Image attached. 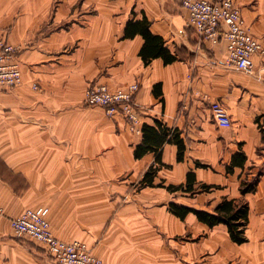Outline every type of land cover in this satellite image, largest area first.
Here are the masks:
<instances>
[{
    "label": "crops",
    "instance_id": "crops-1",
    "mask_svg": "<svg viewBox=\"0 0 264 264\" xmlns=\"http://www.w3.org/2000/svg\"><path fill=\"white\" fill-rule=\"evenodd\" d=\"M237 4L264 46V0ZM144 16L177 60L146 63L144 37H125L127 23ZM1 37L17 47L23 81L0 90V264H58L11 225L41 205L50 208L55 236L87 242L104 264H264V56L255 55L252 73L238 69L225 40L203 39L190 26L181 0H0ZM136 82L141 132L123 114L85 104L91 85ZM215 100L230 127L214 118ZM157 120L178 128L187 149L179 161L177 145H164L167 165L155 183L182 184L193 171L196 187H215L194 194L133 188L156 162V152L136 158L134 150L143 125ZM239 153L243 165L229 169ZM254 179L256 188L243 193L242 181ZM225 197L249 204L243 243L224 223L170 208L214 212Z\"/></svg>",
    "mask_w": 264,
    "mask_h": 264
},
{
    "label": "built area",
    "instance_id": "built-area-1",
    "mask_svg": "<svg viewBox=\"0 0 264 264\" xmlns=\"http://www.w3.org/2000/svg\"><path fill=\"white\" fill-rule=\"evenodd\" d=\"M188 11L189 24L206 40L214 43L225 40L229 62L238 69L252 73L255 70V55L264 56V46L254 34L237 0H181ZM23 81L17 47L5 38L0 39V90L13 89ZM139 83L112 88L107 84L91 85L85 94L87 106H102L109 115L123 114L133 130L140 129V106L136 94ZM213 116L219 125L229 127L232 124L230 114L220 100L211 103ZM4 208L0 205V220ZM12 226L18 235H27L43 241L60 264H103L102 258L93 253L83 241H65L52 232L49 221V209L38 206L25 209L12 219Z\"/></svg>",
    "mask_w": 264,
    "mask_h": 264
},
{
    "label": "trees",
    "instance_id": "trees-1",
    "mask_svg": "<svg viewBox=\"0 0 264 264\" xmlns=\"http://www.w3.org/2000/svg\"><path fill=\"white\" fill-rule=\"evenodd\" d=\"M141 34L144 37V44L140 51L144 61L148 63L152 58L162 57L166 64L177 60L178 55L171 52L165 46L162 36L155 34L150 29V21L144 16L142 19L130 20L125 29V37H133ZM156 93H161V84L155 86ZM143 139L134 150L136 158H142L149 152H156V162L152 164L144 173L140 184L142 186H164L170 191L183 190L194 194L198 191L210 190L215 185L202 183L195 186L197 181L196 174L193 171L188 172L187 181L182 184H165L164 181L155 183V176L158 170L167 165L163 162L162 154L166 143H174L178 147V160L181 161L185 157L187 142L182 136L178 128H171L162 121L157 120L156 124L145 123L142 127ZM243 159H238L237 157ZM245 154H236L232 160L229 169L233 166L243 165ZM198 166H206L201 162H197ZM257 185V179L252 181H242V192L254 190ZM171 210L181 218L186 217L190 212H194L199 220L208 223L210 226L224 223L228 226L231 238L237 243H243L248 240L246 235V226L249 220V204L245 201H240L234 198H223L216 206L214 212L193 208L190 206L180 205L176 202L170 203Z\"/></svg>",
    "mask_w": 264,
    "mask_h": 264
},
{
    "label": "rangeland",
    "instance_id": "rangeland-1",
    "mask_svg": "<svg viewBox=\"0 0 264 264\" xmlns=\"http://www.w3.org/2000/svg\"><path fill=\"white\" fill-rule=\"evenodd\" d=\"M1 38H5L6 40H8L6 37H1ZM0 38V39H1ZM8 42H9V40H8ZM16 88V87H15ZM1 90H6V89H1ZM100 107H102V106H100ZM102 108H104V107H102ZM105 109V111H106V108H104ZM227 109V108H226ZM106 113H107V111H106ZM108 114V113H107ZM117 114V113H116ZM109 115V114H108ZM115 115V114H114ZM109 116H113V115H109ZM232 125V124H231ZM230 127V126H229ZM143 186L140 184V180L138 181V182H136V183H134V185H133V188L135 189V190H138V189H141ZM1 205V204H0ZM2 206V205H1ZM41 206H43V205H41ZM3 207V206H2ZM32 207H38V206H29V207H26L25 209H27V208H32ZM47 207V206H46ZM4 208V207H3ZM24 209V210H25ZM48 209H49V214H50V208L48 207ZM23 210V211H24ZM22 211V212H23ZM21 212V213H22ZM20 213V214H21ZM19 214V215H20ZM4 215H5V209H4ZM3 215V216H4ZM19 215H17V216H19ZM17 216H15V217H17ZM14 217V218H15ZM3 218V217H2ZM1 218V219H2ZM13 219V218H12ZM50 221V220H49ZM11 225H12V220H11ZM50 226H51V224H50ZM12 228H13V226H12ZM52 229V228H51ZM13 230H14V228H13ZM14 232L16 233V235H18V233L14 230ZM53 232V231H52ZM55 235V234H54ZM18 236H23V237H27V238H29V239H31V240H34V241H36V242H39V243H41V244H43L44 245V247L47 249V251L49 252V250H48V248H47V245L43 242V241H41V240H38V239H35V238H33V237H29V236H27V235H18ZM57 237V236H56ZM58 238V237H57ZM61 240H63V239H61ZM65 241H68V240H65ZM73 241H76V240H73ZM78 241H81V240H78ZM83 242H85V241H83ZM85 243H87V242H85ZM88 244V243H87ZM89 246V245H88ZM90 247V246H89ZM90 249L93 251V249L90 247ZM93 253L94 254H96L94 251H93ZM49 254L51 255V253L49 252ZM97 256H99L98 254H96ZM52 256V255H51ZM100 258H102L101 256H99ZM52 258L55 260V258L52 256ZM103 260V259H102ZM56 261V260H55ZM57 262V261H56ZM58 263V262H57ZM58 264H60V263H58ZM103 264H104V262H103Z\"/></svg>",
    "mask_w": 264,
    "mask_h": 264
}]
</instances>
